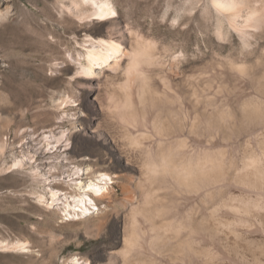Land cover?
Masks as SVG:
<instances>
[{
	"label": "bare ground",
	"instance_id": "1",
	"mask_svg": "<svg viewBox=\"0 0 264 264\" xmlns=\"http://www.w3.org/2000/svg\"><path fill=\"white\" fill-rule=\"evenodd\" d=\"M211 1L219 36L229 39L232 28L246 48L213 68L185 65L193 59L185 50L153 51L157 42L123 25L111 0L62 3L65 27L97 19L105 36L53 64L79 65L75 78L100 106L84 133L130 169L72 164L65 129L32 131L35 146L12 154L9 168L31 166L40 179L32 184L43 186L34 191L43 210H60L90 238L118 226L105 254L71 264H264V0ZM6 146L0 141V157ZM0 250L32 245L0 239Z\"/></svg>",
	"mask_w": 264,
	"mask_h": 264
},
{
	"label": "rangeland",
	"instance_id": "2",
	"mask_svg": "<svg viewBox=\"0 0 264 264\" xmlns=\"http://www.w3.org/2000/svg\"><path fill=\"white\" fill-rule=\"evenodd\" d=\"M69 1L0 0V141L7 145L5 155L0 157V239L22 238L32 245L31 251L0 250V264H71L76 255H87L94 262L119 234L118 226L112 224V236L103 233L90 238L80 225L64 223L66 217L62 218L60 210H43L35 193L43 186L34 188L32 183L40 179L34 177L31 166L9 168L12 154L22 155V150H29L41 139L33 142L32 131L39 135L50 129H65L71 133L68 154L72 164L85 162L98 171L117 168L130 172L120 159L110 160L112 153L102 141L95 142L84 133L100 106L82 85V78H75L79 65L66 62L57 70L53 64L65 60L69 51L85 50L90 36H105L104 25L97 19L75 20L65 27L61 22L66 16L62 3ZM111 1L118 19L134 35L157 42L153 51L185 50L193 58L185 65L204 61L213 68L221 56L239 57L246 51L240 36L228 24L229 39L219 36L221 14L211 0ZM54 36L60 39L57 44L51 42ZM107 88L115 89L117 98L123 96L114 85ZM67 95L72 96V104L64 102Z\"/></svg>",
	"mask_w": 264,
	"mask_h": 264
}]
</instances>
